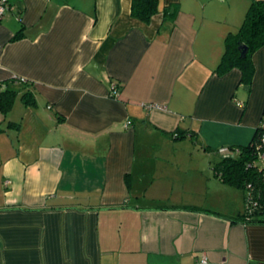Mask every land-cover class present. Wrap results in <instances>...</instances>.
<instances>
[{"label":"crops","instance_id":"0c3cea01","mask_svg":"<svg viewBox=\"0 0 264 264\" xmlns=\"http://www.w3.org/2000/svg\"><path fill=\"white\" fill-rule=\"evenodd\" d=\"M248 2L157 0L143 23L130 0H7L0 264H264V223L232 219L243 191L175 155L246 145L264 121V45L248 86L214 71Z\"/></svg>","mask_w":264,"mask_h":264},{"label":"trees","instance_id":"16d2710c","mask_svg":"<svg viewBox=\"0 0 264 264\" xmlns=\"http://www.w3.org/2000/svg\"><path fill=\"white\" fill-rule=\"evenodd\" d=\"M157 13V0H130L129 14L143 23ZM174 11L169 7L162 9L163 19H171ZM245 46V54L240 57L237 46ZM264 45V0H249L239 26L228 32L223 39V50L214 68L217 74H223L231 68L240 70V82L248 86L254 72L251 54ZM16 80V79H13ZM1 84V83H0ZM16 93L10 89L0 91V113H6L12 106ZM23 105H34L33 94L25 90L19 97ZM7 126H16L8 123ZM183 135L179 133V136ZM258 129H255L250 141L243 146H228L231 155L221 156L213 165L212 173L221 183L243 191L245 199L246 185L257 200L258 207L251 213L245 209L242 215L232 219L245 223H264V171L255 164ZM211 213H215L209 210ZM220 215V214H218Z\"/></svg>","mask_w":264,"mask_h":264},{"label":"built area","instance_id":"2783aa9c","mask_svg":"<svg viewBox=\"0 0 264 264\" xmlns=\"http://www.w3.org/2000/svg\"><path fill=\"white\" fill-rule=\"evenodd\" d=\"M7 9V0H0V18L3 16L5 10ZM111 89L114 90V86H111ZM151 107L159 108V105L153 104ZM258 129V139L256 144V160L254 161L255 164L264 171V121L260 122L257 126ZM227 148H218V153L227 152ZM228 156V155H224ZM247 191L245 192V209L247 213H251L255 208L258 207L257 200L254 199L253 195L251 194L250 185H246ZM203 262V260H202Z\"/></svg>","mask_w":264,"mask_h":264},{"label":"rangeland","instance_id":"374dc122","mask_svg":"<svg viewBox=\"0 0 264 264\" xmlns=\"http://www.w3.org/2000/svg\"><path fill=\"white\" fill-rule=\"evenodd\" d=\"M193 146L186 148L183 152L175 150L178 162H216L221 156L231 155V152L215 153L214 151H206L201 146L194 144L191 140H185L184 143ZM187 146V145H186Z\"/></svg>","mask_w":264,"mask_h":264},{"label":"water","instance_id":"95a60500","mask_svg":"<svg viewBox=\"0 0 264 264\" xmlns=\"http://www.w3.org/2000/svg\"><path fill=\"white\" fill-rule=\"evenodd\" d=\"M237 49H238V51H239V56L242 57V56L245 54V51H246L245 46L242 45V44H239V45L237 46Z\"/></svg>","mask_w":264,"mask_h":264}]
</instances>
